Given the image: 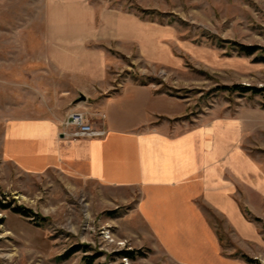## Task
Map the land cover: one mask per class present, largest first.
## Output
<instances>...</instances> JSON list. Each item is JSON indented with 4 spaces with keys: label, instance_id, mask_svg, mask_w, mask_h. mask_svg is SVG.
Listing matches in <instances>:
<instances>
[{
    "label": "rangeland",
    "instance_id": "1",
    "mask_svg": "<svg viewBox=\"0 0 264 264\" xmlns=\"http://www.w3.org/2000/svg\"><path fill=\"white\" fill-rule=\"evenodd\" d=\"M116 12L168 31L159 42L168 55L156 59L175 64L100 40L97 36L109 28L100 26L102 18ZM240 45L261 50L246 56ZM147 46L154 50L151 42ZM96 50L109 58L105 94L99 90L103 83L86 74ZM258 55L264 56V0H0V264H89L90 259L93 264H181L139 216L138 192L71 180L52 170H20L4 157L5 133L16 120L63 121L72 110L88 113L99 124L94 99L118 93L131 76L183 104L159 107L167 114L160 119L179 128L238 120L241 147L264 173V96L218 90L264 88V62ZM92 68L96 74L103 70ZM115 112L112 108L109 117ZM16 208L30 211L31 217ZM203 209L225 257L249 264L247 255L264 264V209L258 216L242 209L257 227L260 243L243 240L225 218ZM166 227L175 236L166 242L181 259L227 264L209 252L182 247L175 223ZM189 241L196 245L199 240L192 235Z\"/></svg>",
    "mask_w": 264,
    "mask_h": 264
},
{
    "label": "crops",
    "instance_id": "2",
    "mask_svg": "<svg viewBox=\"0 0 264 264\" xmlns=\"http://www.w3.org/2000/svg\"><path fill=\"white\" fill-rule=\"evenodd\" d=\"M105 14L100 26L109 28L97 36L100 40L103 37L115 46L127 45L148 60L175 64L170 59H156L168 55L167 47L159 43L163 31H168L121 12ZM88 26L94 29L95 25ZM149 42L153 51L147 46ZM116 49L119 52L121 48L113 50ZM90 55L97 59L90 61L86 74L98 84L103 83L99 90L105 94L110 85H106L108 55L101 50ZM95 66L103 70L92 73L90 69ZM130 78L118 93L109 97L95 95L92 110L106 117L99 123L107 130L105 137L69 138L65 135V119H20L5 133L6 161L28 173L52 170L71 180L138 192L139 216L167 254L181 264L193 263L172 251L166 239L175 236L173 231L167 233L166 225L175 223L184 248H197L202 255L209 252L223 263L245 264L222 254L219 238L203 209L210 208L225 218L243 240L262 241L257 227L246 219L242 209L245 206L255 215L264 209V173L241 147L240 122L223 118L179 128L176 123L160 119L167 114L159 107L183 104ZM112 108L116 112L110 118ZM192 235L199 240L196 245L188 242Z\"/></svg>",
    "mask_w": 264,
    "mask_h": 264
},
{
    "label": "built area",
    "instance_id": "3",
    "mask_svg": "<svg viewBox=\"0 0 264 264\" xmlns=\"http://www.w3.org/2000/svg\"><path fill=\"white\" fill-rule=\"evenodd\" d=\"M100 120L104 119V115H99ZM65 135L73 139H98L107 135L106 128L96 124L88 113L81 111L71 112L64 123Z\"/></svg>",
    "mask_w": 264,
    "mask_h": 264
},
{
    "label": "trees",
    "instance_id": "4",
    "mask_svg": "<svg viewBox=\"0 0 264 264\" xmlns=\"http://www.w3.org/2000/svg\"><path fill=\"white\" fill-rule=\"evenodd\" d=\"M261 49L257 46H243L240 45V52L245 54L246 56H254L257 52H259ZM258 60H261L264 62V56L263 55H258L257 56ZM218 90H223L226 92L230 93H240V94H252V95H263L264 96V88H255L251 86H245V85H233V86H223V87H218ZM15 212L18 214H22L26 217H31L30 211L24 210L22 208H16ZM126 255L129 256V253ZM243 258L245 261L249 264H260L257 260L252 259L248 257L247 255H243ZM89 264H93L92 259L88 261Z\"/></svg>",
    "mask_w": 264,
    "mask_h": 264
},
{
    "label": "water",
    "instance_id": "5",
    "mask_svg": "<svg viewBox=\"0 0 264 264\" xmlns=\"http://www.w3.org/2000/svg\"><path fill=\"white\" fill-rule=\"evenodd\" d=\"M82 99L84 100V97H82Z\"/></svg>",
    "mask_w": 264,
    "mask_h": 264
}]
</instances>
